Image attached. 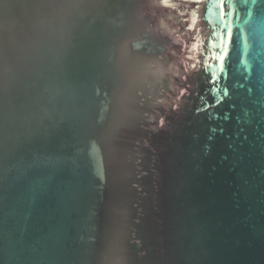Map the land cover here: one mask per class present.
<instances>
[{"label":"water","instance_id":"95a60500","mask_svg":"<svg viewBox=\"0 0 264 264\" xmlns=\"http://www.w3.org/2000/svg\"><path fill=\"white\" fill-rule=\"evenodd\" d=\"M0 264H264V0H0Z\"/></svg>","mask_w":264,"mask_h":264},{"label":"snow or ice","instance_id":"6c2138e0","mask_svg":"<svg viewBox=\"0 0 264 264\" xmlns=\"http://www.w3.org/2000/svg\"><path fill=\"white\" fill-rule=\"evenodd\" d=\"M246 2H247V0H246ZM251 2H252L253 4H255V3H256V0H251Z\"/></svg>","mask_w":264,"mask_h":264}]
</instances>
